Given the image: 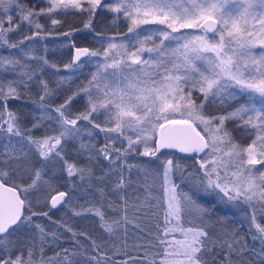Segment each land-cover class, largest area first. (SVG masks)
Wrapping results in <instances>:
<instances>
[{
    "label": "snow or ice",
    "instance_id": "1",
    "mask_svg": "<svg viewBox=\"0 0 264 264\" xmlns=\"http://www.w3.org/2000/svg\"><path fill=\"white\" fill-rule=\"evenodd\" d=\"M38 2L0 0V264H264V0Z\"/></svg>",
    "mask_w": 264,
    "mask_h": 264
},
{
    "label": "trees",
    "instance_id": "2",
    "mask_svg": "<svg viewBox=\"0 0 264 264\" xmlns=\"http://www.w3.org/2000/svg\"><path fill=\"white\" fill-rule=\"evenodd\" d=\"M22 3L28 5V6H36V7H42V4H40L38 1L36 0H22ZM13 14L14 17H16V13L13 12L11 13ZM112 14L107 13V12H101L100 16L98 17V20L100 21V23L97 24V28H101L102 24H107V22L111 19ZM61 19L64 20V24L63 26L59 29V31H64L66 30L68 27H80L81 26V18L78 16H74V15H67L65 17H60ZM43 22V21H42ZM104 34L106 36L108 35H114V34H123L127 31V27H126V23L123 20H120L117 26H112L111 24H107V27L103 28ZM21 34H26L24 33V29L21 30ZM20 34H13L12 35V39L16 40L19 38ZM75 42L78 46H87V47H99V44L97 43L96 39L92 36V35H86L84 33H76L74 36ZM49 47H50V51L48 53V56L50 59H55L57 60L60 64H63L64 62H66L70 56V51L68 48H64L61 47L62 44L66 43L65 38L63 37H53L50 38L49 41ZM0 54H8V52L6 50L0 49ZM88 64L85 65V67L83 68V70L80 73H77L74 75L73 77V83L71 86V89L69 91H74L76 86L82 81L84 80L88 74L91 72L90 69L87 66ZM62 74V73H61ZM0 76L2 77H6V78H11L12 74L10 72L5 73L3 71H0ZM68 94V91H64L61 93L59 100H57L56 102L62 101L64 96ZM12 107H19V102L12 104ZM83 106V101L80 100L79 98L77 99V101L74 102L73 105V111L81 108ZM27 108H31V105H28ZM218 109L216 108H212L211 111H217ZM219 110H223V109H219ZM228 127L230 129H233V135L235 136V138L238 141H241L243 144H247L250 142L251 137L248 136H242V131L240 129H236L235 125L233 123H229ZM40 133L38 132L37 135H39ZM85 139H87L85 137ZM100 143H103L102 140V134H101V139L99 141ZM166 155H171V156H175L177 158L180 157H185L187 156V154L185 156H179L178 154H176L175 152H171V151H167L164 150ZM81 163H84V159L81 158L80 160ZM183 162L185 164H189L191 165L193 163V161L191 159H184ZM99 171V169H98ZM179 182V181H178ZM158 183V182H157ZM61 188H64V184L61 181L60 183ZM181 188H184L185 190H187V184H181ZM78 197L80 196V192H76L75 193ZM159 194V193H157ZM82 202V199H81ZM66 210L65 209H61L60 211H56L53 210L52 215L54 218L59 219L61 216H63L64 212ZM71 216V214L69 213V217ZM38 220H40V218H37ZM233 222L237 221L239 219V217H232L230 218ZM92 218H88L87 220H81L79 218H74V226L81 231H86L88 232L92 237L96 238L97 241L99 242L101 239L103 240H107L108 237L106 234L102 233V230L99 229L95 224H93L91 222ZM43 223H47V221H40ZM70 222H73L72 220H70ZM81 243L87 244L88 241L84 240L83 238H81ZM68 244H61V247H68ZM53 252L52 248H49L47 250V255H51Z\"/></svg>",
    "mask_w": 264,
    "mask_h": 264
},
{
    "label": "rangeland",
    "instance_id": "3",
    "mask_svg": "<svg viewBox=\"0 0 264 264\" xmlns=\"http://www.w3.org/2000/svg\"><path fill=\"white\" fill-rule=\"evenodd\" d=\"M32 1V0H31ZM36 1H38V0H36ZM42 6H45V5H43L42 4ZM183 31H193V30H183ZM4 55H6V54H4ZM88 66V68L90 69V71H94L95 70V68H94V65H90V64H88L87 65ZM62 74H64V75H67V73H62Z\"/></svg>",
    "mask_w": 264,
    "mask_h": 264
},
{
    "label": "water",
    "instance_id": "4",
    "mask_svg": "<svg viewBox=\"0 0 264 264\" xmlns=\"http://www.w3.org/2000/svg\"><path fill=\"white\" fill-rule=\"evenodd\" d=\"M78 46V45H77ZM70 55H71V53H70ZM70 57V56H69ZM167 151H171V152H175L176 154H178L179 156H185L186 154H184V153H179V152H177L176 150H174V149H170V150H167Z\"/></svg>",
    "mask_w": 264,
    "mask_h": 264
}]
</instances>
